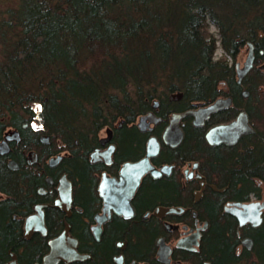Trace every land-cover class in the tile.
<instances>
[{"label": "flooded vegetation", "instance_id": "1", "mask_svg": "<svg viewBox=\"0 0 264 264\" xmlns=\"http://www.w3.org/2000/svg\"><path fill=\"white\" fill-rule=\"evenodd\" d=\"M250 34L235 39L229 82L219 80L210 98L167 92L66 146L36 119L4 124L0 162L21 190L0 189V201L13 205L7 218L16 233L0 250V264H215L219 255L207 246L216 236L208 216L213 206L232 223L234 264H248L253 231H264V205L257 224L232 209L264 204V20ZM214 127L224 128L210 143L206 133ZM151 137L157 153L135 185L133 164L146 156ZM216 157L222 169L213 168ZM257 162L259 176L243 170ZM232 170L241 171L238 180ZM226 175L235 185L220 181Z\"/></svg>", "mask_w": 264, "mask_h": 264}, {"label": "trees", "instance_id": "2", "mask_svg": "<svg viewBox=\"0 0 264 264\" xmlns=\"http://www.w3.org/2000/svg\"><path fill=\"white\" fill-rule=\"evenodd\" d=\"M6 16L0 130L36 119L66 146L167 92L212 97L219 80L229 82L226 58L235 39L251 36L263 22L264 0H11ZM217 46L221 57H214ZM221 161L214 159L215 170ZM243 170L259 176L262 167ZM240 172L233 171L236 180ZM228 175L220 181L233 182ZM18 179L0 162V189L20 193ZM12 209L10 199L0 201V250L16 234L7 218ZM218 209L209 211L216 236L207 246L219 255L215 264H234L232 223ZM253 238L248 264H262L264 231H253Z\"/></svg>", "mask_w": 264, "mask_h": 264}, {"label": "water", "instance_id": "3", "mask_svg": "<svg viewBox=\"0 0 264 264\" xmlns=\"http://www.w3.org/2000/svg\"><path fill=\"white\" fill-rule=\"evenodd\" d=\"M250 60L247 59L244 66L242 67V69H240L238 71V76L239 78H241V76L246 73V71L249 69L250 67ZM217 103H213L212 105L208 106L207 109H205V112L206 111H212L214 107V105H216ZM193 113V112H192ZM180 115L182 114H175L172 116V118H176V117H180ZM207 113H205V117H206ZM141 121V120H140ZM196 124H201L202 123V115H199L198 116V121L195 122ZM224 127H214L212 129H210L209 131H207L206 133V138L207 140L210 142V143H213L214 142V139L215 137L218 136V133H219V130L222 129ZM170 128L168 127L164 133V137H166L167 133L170 131L169 130ZM173 132L176 133V136L174 137L175 139H180L182 137V134H181V131H176L174 130ZM3 144L0 145V148H1V153H4L6 152V148H7V145H5V140L2 141ZM157 153V142L155 140L154 137H151L149 139V147L147 149V153H146V156L141 159L140 161L136 162L133 164V167L138 170V173H137V176L134 180V182L136 183L135 185H137L138 183V180H139V177L142 175V173H144L148 168H152L150 165H149V161H148V157L151 156V155H154ZM12 163L13 164V161H10L9 164ZM155 171V170H152V172ZM253 206V205H252ZM247 212V215L245 217L242 218L241 221H244V220H249V221H252L253 224H257L259 223L260 221V218H259V210H256V209H252L251 207H246L245 208V211L244 212H240L238 213L237 215L239 217H241L242 215L244 216V213ZM245 242V241H244ZM159 258L164 260V254L162 253V247H160V250H159ZM166 261V260H165ZM208 264V263H207Z\"/></svg>", "mask_w": 264, "mask_h": 264}, {"label": "rangeland", "instance_id": "4", "mask_svg": "<svg viewBox=\"0 0 264 264\" xmlns=\"http://www.w3.org/2000/svg\"><path fill=\"white\" fill-rule=\"evenodd\" d=\"M11 6V0H0V65L3 63L5 52L10 47V44L7 42V32L6 28L4 27V21L8 16H6V10ZM208 31L213 34L215 38H217V29L213 24H209ZM6 36V38H5ZM223 52L219 46H217L214 57H221ZM228 61V58H226ZM175 91L174 93H176ZM36 110V106L34 107Z\"/></svg>", "mask_w": 264, "mask_h": 264}, {"label": "bare ground", "instance_id": "5", "mask_svg": "<svg viewBox=\"0 0 264 264\" xmlns=\"http://www.w3.org/2000/svg\"><path fill=\"white\" fill-rule=\"evenodd\" d=\"M180 93V92H179ZM156 100H154L155 102ZM2 143V140L0 141V144ZM238 205V209L235 208V209H232V211L236 214L240 213V212H244L245 208L246 207H251L253 210L256 209V210H260V207H262V205L264 204H260V203H248V204H240V203H237ZM253 205V206H252ZM241 208V209H240ZM244 208V209H243ZM252 222V221H251ZM245 241V242H244ZM244 243H246V245L248 247H250V244H251V239H244L243 240ZM162 260V259H161ZM164 261V260H163Z\"/></svg>", "mask_w": 264, "mask_h": 264}]
</instances>
